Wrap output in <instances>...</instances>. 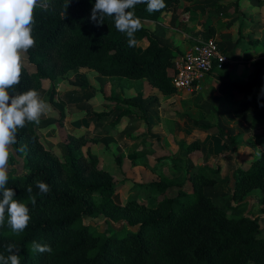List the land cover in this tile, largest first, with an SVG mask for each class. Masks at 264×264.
<instances>
[{
	"label": "trees",
	"instance_id": "obj_1",
	"mask_svg": "<svg viewBox=\"0 0 264 264\" xmlns=\"http://www.w3.org/2000/svg\"><path fill=\"white\" fill-rule=\"evenodd\" d=\"M181 1L165 0L166 7L153 13L146 11L145 4L137 5L134 11L142 28L135 34L137 45L129 47L111 18L99 26L90 19L95 0H70L66 9L67 0H48L47 10L34 12L35 45L27 51L36 70L30 71L21 61L20 83L10 91H37L45 79L55 81L75 68L89 67L105 76L145 78L164 94L175 92L174 59L179 54L153 35L147 21L160 20L168 7ZM143 38L149 45L140 50L138 42ZM254 65V76L242 88H252L254 97L264 103V92L256 89L262 67ZM127 112L123 110L114 124ZM40 123L28 122L18 130L13 147L24 156V169H10L7 185L14 188L16 199L28 204L32 218L18 235L6 223L0 227V254L8 255L5 245L15 243L21 264H264L260 221L264 218V146L248 169L236 166L232 190V199L239 204L252 190H261L262 212L232 216L204 190L217 182L219 166L202 163L195 171L188 169L172 178L161 173L159 180L140 185L146 188L147 199L132 197L119 203L117 178L99 165L96 154L84 150L88 139L68 135L66 153L59 155L43 143ZM262 124L264 111L250 121V127ZM202 128L221 135L234 148L248 136L217 125ZM261 138L264 142V133ZM189 148L200 149V144L192 142ZM10 160H14L12 153ZM37 180L50 186L49 193L39 194ZM29 185L34 205L26 191ZM34 240L50 245L52 253L33 252Z\"/></svg>",
	"mask_w": 264,
	"mask_h": 264
},
{
	"label": "crops",
	"instance_id": "obj_2",
	"mask_svg": "<svg viewBox=\"0 0 264 264\" xmlns=\"http://www.w3.org/2000/svg\"><path fill=\"white\" fill-rule=\"evenodd\" d=\"M147 25L160 42L176 49L179 55L174 61L208 37L216 38L233 61L221 70L214 69L203 80L202 89L194 92L176 89L164 94L145 78L131 81L118 75L106 76L103 85V77L89 67L75 68L55 81L45 79L37 90L47 104L40 117L41 139L47 148L63 155L68 135H84L88 139L84 150L96 154L102 168H114L124 191H116L119 203L132 197L147 199V190L140 185L159 180L161 173L172 178L188 169L195 171L202 163L221 168L217 182L205 186V193L230 199L235 186L228 185L236 174L234 169L237 165L248 169L264 146V124L250 127L252 118L264 111V103L251 89L242 90L258 63L262 69L256 89L264 92V0H182ZM148 45L143 38L138 49ZM73 73L77 82L67 78ZM123 110L128 112L114 124ZM86 117L91 123L89 131L84 125ZM204 125L248 136L234 148L221 135L205 131ZM192 142H198L200 149L190 150ZM158 158L163 161L157 163ZM261 197V190L254 189L238 204L251 209Z\"/></svg>",
	"mask_w": 264,
	"mask_h": 264
},
{
	"label": "clouds",
	"instance_id": "obj_3",
	"mask_svg": "<svg viewBox=\"0 0 264 264\" xmlns=\"http://www.w3.org/2000/svg\"><path fill=\"white\" fill-rule=\"evenodd\" d=\"M70 0L64 5L66 9ZM146 5V11L153 13L165 8V0H95L90 19L102 25L106 18L114 21L118 32L125 34L129 47L137 45L135 34L142 28L135 7ZM48 0H0V227L5 223L12 233L20 234L28 226L31 215L27 203L16 199L14 188L8 187L10 154L17 144V132L26 123H40L47 104L35 89L23 92L10 91L20 83L22 71L21 53L35 45L33 26L37 8L47 10ZM262 152H257L259 157ZM39 194H47L50 186L44 181H35ZM34 205L32 186L26 188ZM8 255L0 254V264H21L20 248L15 243L5 245ZM32 251L51 254L53 249L46 243L32 241Z\"/></svg>",
	"mask_w": 264,
	"mask_h": 264
},
{
	"label": "built area",
	"instance_id": "obj_4",
	"mask_svg": "<svg viewBox=\"0 0 264 264\" xmlns=\"http://www.w3.org/2000/svg\"><path fill=\"white\" fill-rule=\"evenodd\" d=\"M233 60L221 49L216 38L208 37L176 59L173 84L180 91H199L203 80L214 69L221 70Z\"/></svg>",
	"mask_w": 264,
	"mask_h": 264
},
{
	"label": "rangeland",
	"instance_id": "obj_5",
	"mask_svg": "<svg viewBox=\"0 0 264 264\" xmlns=\"http://www.w3.org/2000/svg\"><path fill=\"white\" fill-rule=\"evenodd\" d=\"M21 56H22V60L21 61L23 62V64L26 65L27 68L30 71H35L36 69H35L34 65L28 60L27 52L21 53ZM98 75L103 77V79H101L103 85L106 84V82H105L106 81V78H105L106 76H102V74L101 75L98 74ZM67 78H71V81L74 80L75 82H77V78L78 77L75 76V73H73V74L69 75ZM132 80L133 79H131V81ZM69 84H70L69 87L73 88V84L71 82ZM249 89L252 90V88H247V89L242 88V90L244 92L246 90H249ZM61 101H63V100H61ZM258 114H256V116ZM58 118H59V116H58ZM84 125H86V127H87V129L89 131L90 128H91V123H90L89 117H86V119L84 121ZM64 137H66V136H64ZM254 138H255L254 136H253V138H250L249 142L251 143V141H254ZM66 139H67V137H66ZM257 140H259V139L257 138ZM56 148L57 149L55 151H58V150L60 151V148H58V147H56ZM55 153H59V152H55ZM12 155H14V160L13 161L9 160V163L11 165L10 169L23 170L24 169V156L17 154L15 151L12 152ZM106 168L110 172L115 173V170H114V168L112 166L110 168H108V167H106ZM235 176L236 175H233V179L232 180L229 179L230 183H229L228 186H235V184H236V182L234 181ZM226 177L228 178V175ZM120 189H121V187L119 186L118 189H117L119 194H123L124 191H122V189L120 191ZM118 192H117V194H118ZM229 197H230V199L229 198H224L223 196H212V199H213V201L216 202V204H219L221 207L226 208L228 214L232 215V216H243V215L259 216L261 214V212H262V210H261L262 206H260L259 203H255L253 208L250 209L249 205L245 206V207L243 205L242 206H240V205L239 206H235L239 202H237L236 200L232 199V195L231 196L229 195ZM260 221H261L262 228H264V218L261 217Z\"/></svg>",
	"mask_w": 264,
	"mask_h": 264
}]
</instances>
